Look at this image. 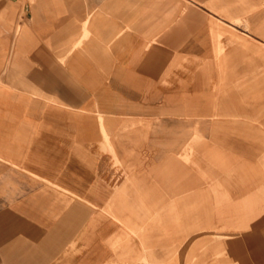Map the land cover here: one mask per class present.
Wrapping results in <instances>:
<instances>
[{
	"label": "crops",
	"instance_id": "obj_1",
	"mask_svg": "<svg viewBox=\"0 0 264 264\" xmlns=\"http://www.w3.org/2000/svg\"><path fill=\"white\" fill-rule=\"evenodd\" d=\"M202 1L0 0V264H120L111 204L207 200L198 188H166L181 175L179 161L150 160L159 130L173 132L164 136L176 151L166 154L182 148L185 162L200 143L197 133L188 141L190 106L205 105L190 97L191 28L193 41L209 44L202 73L213 68L220 81L244 59L264 74V0ZM235 3L240 15H216L231 17ZM241 19L260 40L236 30ZM224 184L209 186L213 197ZM255 189L264 200V175ZM165 239L172 249V233Z\"/></svg>",
	"mask_w": 264,
	"mask_h": 264
},
{
	"label": "rangeland",
	"instance_id": "obj_2",
	"mask_svg": "<svg viewBox=\"0 0 264 264\" xmlns=\"http://www.w3.org/2000/svg\"><path fill=\"white\" fill-rule=\"evenodd\" d=\"M248 3L250 5V0ZM200 5L201 7L190 4V7L208 16L206 12H209L202 8L204 5ZM232 7L239 10L231 9V17L214 11L212 13L231 20L243 12L237 3ZM244 7L249 6L247 4ZM263 8L261 4L258 11L262 12ZM252 16V12H249L246 17ZM254 16L258 17L256 14ZM235 24L239 26L236 27L238 31L244 29L251 33L254 29L244 19ZM251 37L260 40L253 33ZM190 38L191 102H205V105L190 106L188 141L194 133L200 135V143L198 146V143L195 144L196 152L191 160L196 165L181 160L182 148L179 153L166 154L168 145L165 134L168 136L173 132L165 130H159L155 144L159 152L150 161L160 163L169 156L179 161L178 165L182 164L181 175L171 181V185L165 184L166 188L174 191L178 186L176 192L185 191L186 187H192V190L198 188L203 191L207 200L203 203L188 201L111 204L112 218L121 226V233L113 240L112 251L116 252L115 256L120 264H158L156 258L161 259L162 264H263L264 212L250 211L245 206H264V200H256L255 194V188L263 181L264 175V74H253V68L245 67L243 59L236 66L237 74L226 68L218 81L213 68L210 69L211 73L201 72L204 71L201 67L210 62L208 42L193 41L197 38L193 27ZM260 70L262 69L258 68L255 71ZM198 85L205 89L198 91ZM242 85L248 90H242ZM252 85L255 90L251 88ZM200 94H204V100L201 99L203 97L199 98ZM230 102L233 106L228 105ZM165 123L170 124L172 129L171 124L174 122L166 120ZM159 129L162 127L159 126ZM173 139L175 142L180 140L176 137ZM194 141L198 140H192ZM205 149L215 150L211 154H203ZM203 156L216 167H232L235 170L220 172L209 168ZM238 165L245 167L242 173L238 171ZM182 180L181 185L179 183ZM221 182L226 183L222 188L224 193L213 197L209 186L215 187ZM146 186L148 185L145 184ZM248 199L252 201H247ZM253 214L262 215L254 219L247 218V215ZM158 232L162 239L158 241V249L152 250L157 243ZM171 233L172 249H164L162 244L165 237L169 241ZM132 240H137L138 250L132 248Z\"/></svg>",
	"mask_w": 264,
	"mask_h": 264
}]
</instances>
